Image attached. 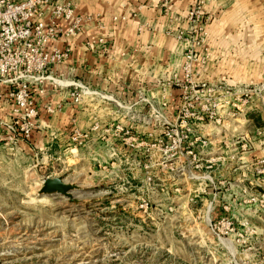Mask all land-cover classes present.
<instances>
[{
	"label": "rangeland",
	"instance_id": "rangeland-1",
	"mask_svg": "<svg viewBox=\"0 0 264 264\" xmlns=\"http://www.w3.org/2000/svg\"><path fill=\"white\" fill-rule=\"evenodd\" d=\"M243 4L231 0L219 21L218 64L194 67L193 80L215 100L264 82V0ZM163 71L161 93L130 105L146 130L117 123L123 131H94L99 144L77 129L62 146L0 144V264H264V175H252V156L264 157V92L244 115L212 124V144L200 151L213 155L194 160L165 135L180 98L165 81L181 77V67ZM76 130L87 135L81 144L70 139ZM241 135L253 143L245 176L235 160L206 169L210 158L231 154L224 141ZM46 177L76 185L72 199L39 195Z\"/></svg>",
	"mask_w": 264,
	"mask_h": 264
},
{
	"label": "built area",
	"instance_id": "built-area-1",
	"mask_svg": "<svg viewBox=\"0 0 264 264\" xmlns=\"http://www.w3.org/2000/svg\"><path fill=\"white\" fill-rule=\"evenodd\" d=\"M201 15L198 7L188 12L193 34L184 43L181 77L175 76L171 83L180 91L178 113L173 123L166 121L170 129L165 133L174 149L180 154L186 149L185 153L193 155L194 160L213 155L200 151V148L212 144L205 137L213 132L212 124L224 123V116L244 115L245 111L252 109V96L257 91L264 92L263 82L257 90L242 89L236 99L224 97L225 100H215L211 97V90H204V84L195 83L192 76L195 65H204L208 59L204 49L209 36L208 21L202 22ZM95 18L79 14L76 0H0V144L15 145L30 139L39 116L35 96L45 94L46 83L67 90L74 104L80 103L84 96L97 94L85 82L62 80L56 74L70 55V41L81 34L86 23ZM121 19L125 20L123 17ZM116 20L117 17L112 18V21ZM60 42L64 44L62 48L57 45ZM83 46L86 50L102 54L107 49L102 36L87 39ZM206 95L208 98L204 99ZM43 108L47 114H54L60 109L50 104H45ZM204 118L209 119L208 125H202ZM222 126L229 128L227 124ZM112 129L123 131L117 125ZM129 130H126L127 134ZM86 138V134L76 130L70 139L75 144H81ZM228 143L234 148L231 154L210 158L206 169H213L214 163L219 160H235L241 163L242 176H245L244 167L253 143L246 135L224 141L225 148ZM252 157V175H264V157ZM256 201L259 199L256 198Z\"/></svg>",
	"mask_w": 264,
	"mask_h": 264
},
{
	"label": "crops",
	"instance_id": "crops-1",
	"mask_svg": "<svg viewBox=\"0 0 264 264\" xmlns=\"http://www.w3.org/2000/svg\"><path fill=\"white\" fill-rule=\"evenodd\" d=\"M230 1L76 0L79 14L98 17L86 23L81 34L70 41V55L56 74L62 80L85 82L97 94L84 96L80 103L74 104L67 90L46 83L45 94H35L39 116L28 142L36 147L43 144L62 146L68 141L69 134L77 129L86 132L99 144L102 139L94 131L102 132L117 123L135 130H146L144 124L138 125L133 118V113L141 109L126 107L136 104L144 92L160 94L164 68L180 67L185 40L193 34L188 20V12L193 7L202 12V22L214 19L209 25L207 23L209 36L204 49L208 59L205 67L218 64L217 59L215 63L214 50L220 41L216 40L226 30L225 24L219 21L229 16L226 8ZM245 1L232 0L241 6ZM113 17L117 20L112 21ZM98 36L106 42L104 54L86 50L83 46L87 39ZM57 45L64 46L62 42ZM220 61L223 63L224 59ZM175 76L165 82L171 94L176 95L178 88H174V92L171 84ZM45 104L60 109L47 114L43 108ZM92 131L93 134L89 133ZM107 137L110 139L109 135Z\"/></svg>",
	"mask_w": 264,
	"mask_h": 264
},
{
	"label": "water",
	"instance_id": "water-1",
	"mask_svg": "<svg viewBox=\"0 0 264 264\" xmlns=\"http://www.w3.org/2000/svg\"><path fill=\"white\" fill-rule=\"evenodd\" d=\"M77 186L73 184H68L63 181L62 178H50L46 177L42 182V187L40 188L39 195H51L59 194L69 199L71 198L70 191L76 190Z\"/></svg>",
	"mask_w": 264,
	"mask_h": 264
},
{
	"label": "bare ground",
	"instance_id": "bare-ground-1",
	"mask_svg": "<svg viewBox=\"0 0 264 264\" xmlns=\"http://www.w3.org/2000/svg\"><path fill=\"white\" fill-rule=\"evenodd\" d=\"M119 104V103H118Z\"/></svg>",
	"mask_w": 264,
	"mask_h": 264
}]
</instances>
